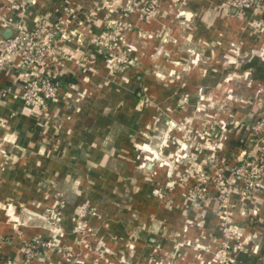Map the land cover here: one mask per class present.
I'll list each match as a JSON object with an SVG mask.
<instances>
[{
    "label": "crops",
    "instance_id": "1",
    "mask_svg": "<svg viewBox=\"0 0 264 264\" xmlns=\"http://www.w3.org/2000/svg\"><path fill=\"white\" fill-rule=\"evenodd\" d=\"M12 1L0 36L43 21L75 35L55 37L49 68L66 80L44 112L22 98V55L0 65V264H217L218 168L238 188L227 264H264V180L242 195L234 173L262 145L264 1ZM108 31L130 64L107 62ZM47 239L25 263L24 246Z\"/></svg>",
    "mask_w": 264,
    "mask_h": 264
},
{
    "label": "built area",
    "instance_id": "2",
    "mask_svg": "<svg viewBox=\"0 0 264 264\" xmlns=\"http://www.w3.org/2000/svg\"><path fill=\"white\" fill-rule=\"evenodd\" d=\"M150 4L155 5L157 0H147ZM181 1V0H176ZM264 0H237L233 4L236 8L253 6L263 3ZM27 0H13L12 7L27 5ZM127 5H131L134 0H126ZM75 35L74 30L67 28L61 23L49 24L40 22L33 30H28L21 22H15V30L8 37H0V65H3L10 56L19 53L22 55L20 69L25 73L23 84L22 98L28 105L37 104L40 110L44 112L50 102L59 99L61 94V85L55 81V77L50 70V58L57 50L55 37L63 41H69ZM114 35L112 32H104L99 35L97 44L99 49L111 52L107 57V62L112 66L128 65V52L125 50H114ZM39 63L43 70L39 71L34 64ZM186 101V98H184ZM3 120L0 118V125ZM260 128V127H259ZM257 127V129H259ZM259 131V130H256ZM262 145L255 151L248 153L235 168V175L244 181L242 186V195H252L261 186L264 180V129L261 130ZM219 192L218 209H219V228L222 230L225 241L221 244L214 254V261L217 264H227L228 255L231 251L229 241L237 239L239 229L232 222V211L230 207V197L232 192L238 188L225 178L221 168H218L213 179ZM175 180L170 179L160 190V194H167L174 186ZM208 180L206 177H200L195 186L190 190V195L196 199L203 198L207 191ZM85 225L79 226L78 231L84 230ZM41 247L54 248L56 243L53 239L44 241L28 242L24 246V262H30L37 249ZM237 249V246H235ZM234 249V248H233Z\"/></svg>",
    "mask_w": 264,
    "mask_h": 264
},
{
    "label": "rangeland",
    "instance_id": "3",
    "mask_svg": "<svg viewBox=\"0 0 264 264\" xmlns=\"http://www.w3.org/2000/svg\"><path fill=\"white\" fill-rule=\"evenodd\" d=\"M128 56H129V53H128ZM131 63V61H130V58H128V64H130ZM185 98V97H184ZM202 110V109H201ZM257 127L259 128V129H257ZM253 129V131H255L254 133H255V135H257V134H261V136H262V133H261V130H263L264 129V123H258V124H256V125H254L253 127H251V130ZM256 130H259V131H256Z\"/></svg>",
    "mask_w": 264,
    "mask_h": 264
},
{
    "label": "trees",
    "instance_id": "4",
    "mask_svg": "<svg viewBox=\"0 0 264 264\" xmlns=\"http://www.w3.org/2000/svg\"><path fill=\"white\" fill-rule=\"evenodd\" d=\"M65 80H66V78L65 77H57L56 79H55V81L56 82H58L60 85L62 84L61 82H65Z\"/></svg>",
    "mask_w": 264,
    "mask_h": 264
},
{
    "label": "water",
    "instance_id": "5",
    "mask_svg": "<svg viewBox=\"0 0 264 264\" xmlns=\"http://www.w3.org/2000/svg\"><path fill=\"white\" fill-rule=\"evenodd\" d=\"M11 34H12V30L7 29V30L4 32V34L1 35L0 37H8V36L11 35Z\"/></svg>",
    "mask_w": 264,
    "mask_h": 264
}]
</instances>
